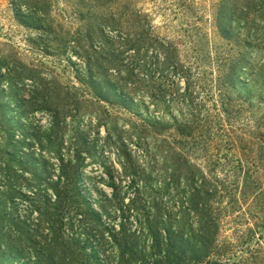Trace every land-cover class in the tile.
<instances>
[{"label":"rangeland","instance_id":"obj_1","mask_svg":"<svg viewBox=\"0 0 264 264\" xmlns=\"http://www.w3.org/2000/svg\"><path fill=\"white\" fill-rule=\"evenodd\" d=\"M167 220L264 264V0H0V264H154Z\"/></svg>","mask_w":264,"mask_h":264},{"label":"trees","instance_id":"obj_2","mask_svg":"<svg viewBox=\"0 0 264 264\" xmlns=\"http://www.w3.org/2000/svg\"><path fill=\"white\" fill-rule=\"evenodd\" d=\"M196 193L195 197H199ZM199 205L195 203V210H199ZM170 220L163 222L162 232L157 233L158 257L154 264H201L214 254L218 233L216 220H208L204 223V229L193 233L192 237L187 235L184 226L177 228Z\"/></svg>","mask_w":264,"mask_h":264}]
</instances>
